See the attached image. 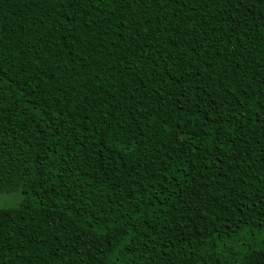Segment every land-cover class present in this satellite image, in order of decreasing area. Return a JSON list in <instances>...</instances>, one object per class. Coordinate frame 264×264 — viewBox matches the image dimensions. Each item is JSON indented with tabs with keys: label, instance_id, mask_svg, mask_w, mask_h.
<instances>
[{
	"label": "trees",
	"instance_id": "16d2710c",
	"mask_svg": "<svg viewBox=\"0 0 264 264\" xmlns=\"http://www.w3.org/2000/svg\"><path fill=\"white\" fill-rule=\"evenodd\" d=\"M264 0L0 4V264H264Z\"/></svg>",
	"mask_w": 264,
	"mask_h": 264
},
{
	"label": "rangeland",
	"instance_id": "374dc122",
	"mask_svg": "<svg viewBox=\"0 0 264 264\" xmlns=\"http://www.w3.org/2000/svg\"><path fill=\"white\" fill-rule=\"evenodd\" d=\"M21 202H22V195L20 193L0 195V209L16 207Z\"/></svg>",
	"mask_w": 264,
	"mask_h": 264
},
{
	"label": "snow or ice",
	"instance_id": "6c2138e0",
	"mask_svg": "<svg viewBox=\"0 0 264 264\" xmlns=\"http://www.w3.org/2000/svg\"><path fill=\"white\" fill-rule=\"evenodd\" d=\"M4 0H0V4H2ZM25 2L30 3L33 7H35L36 4L38 3H51L52 0H25ZM60 3H63V0H59ZM87 2V0H85ZM149 0H135L136 6L137 7H144ZM262 111H264V108H262ZM7 195V193H4Z\"/></svg>",
	"mask_w": 264,
	"mask_h": 264
}]
</instances>
